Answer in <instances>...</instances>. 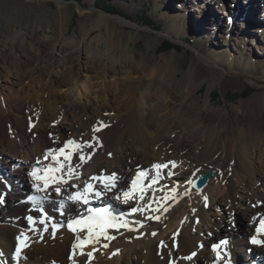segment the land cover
Returning <instances> with one entry per match:
<instances>
[{
  "label": "bare ground",
  "instance_id": "6f19581e",
  "mask_svg": "<svg viewBox=\"0 0 264 264\" xmlns=\"http://www.w3.org/2000/svg\"><path fill=\"white\" fill-rule=\"evenodd\" d=\"M251 4L249 9L237 10L242 21L232 38L239 44L235 49H229L231 43L223 34L217 41L219 31L214 35L217 50L207 53V40L195 42L198 56L206 63L221 71L241 72L252 85L262 88L237 105L226 103L215 110L219 115L214 121L188 102L206 77H196L192 69L176 68L173 55L154 57L131 48L129 41L111 30L109 15L103 12L98 19L83 23L79 41L65 36L69 26L62 16L61 32L55 37L41 39L33 30L26 31L0 48V195L7 198L0 204V212L4 211L0 214V259L8 264H170L171 259L174 264H208L214 260L208 244L222 239L228 241L224 260L264 264V246L250 242L264 215V16L257 17L264 11V2ZM194 10L203 17L189 21L190 11L180 4L178 12L169 15L163 33H186L187 23L194 31L221 26V19L210 15V10ZM218 13L227 15L224 10ZM102 25L106 30L94 40L98 46L105 43L106 49H89V35ZM211 80L210 89L219 76ZM68 140L94 141L92 148H83L91 159L69 184L82 188L92 176L115 172L117 188L100 201L137 227L135 231L109 229L108 235L115 238L101 237L83 249L84 255L79 248L74 251L77 238L64 227L66 217L82 208L66 200L75 188L65 185L56 194L55 186L49 187L50 199L43 202L49 211L47 231L39 223L43 213L27 199L35 191L27 172L29 164L37 160L43 165L51 163V158L44 159L47 150L58 149ZM76 163L80 162L74 156ZM158 163L168 166L154 168ZM212 169L217 174L203 189L194 190L186 183L193 174L195 179ZM140 171L146 172L142 183L148 185L144 199H139V193L127 204L123 198L114 199L131 187ZM94 183L103 190L99 182ZM165 196L172 199L164 200ZM61 200L65 201L62 210ZM126 206L145 211L130 215L123 212ZM236 217L247 218L246 226L231 227ZM137 221L144 226L139 228ZM53 223L61 226L53 229ZM21 233L28 236L29 246L18 259L15 249ZM257 238L264 239V233ZM193 250L197 255L188 259ZM245 251L247 256L242 259ZM88 252L93 253L92 260Z\"/></svg>",
  "mask_w": 264,
  "mask_h": 264
},
{
  "label": "rangeland",
  "instance_id": "374dc122",
  "mask_svg": "<svg viewBox=\"0 0 264 264\" xmlns=\"http://www.w3.org/2000/svg\"><path fill=\"white\" fill-rule=\"evenodd\" d=\"M199 1L0 0V48H4L5 45H11L14 40L26 31L31 32L33 30L34 34L41 39L55 37L56 34L58 35V33L61 32L58 23L62 16L66 18L67 21L65 22L69 26L65 36L68 39L79 41L82 38L81 27L83 23H89L91 20L98 19V14L103 12L109 15L108 22L111 30L118 32L119 38H124L126 41H129L131 48L141 52L148 51L154 57L173 55L176 68H181L183 70L188 69V71L192 69L196 77H206L205 82L199 86V89L191 94V101L188 102H193L194 107L196 106L203 109L206 119H212L214 121L219 115V113H215V110L223 108V105H226V103L237 105L241 99L251 96L262 90V88L252 85L241 72L221 71L218 67L206 63L198 56V52L194 47L195 42L198 38L205 39L208 42L204 45V51L210 53L211 50H217L218 45L214 41V35L216 36V31H219L217 33V41L220 40V35L223 34L229 39L228 42L231 43L229 49H235L239 44L232 40V38L233 36H237L235 35V30L239 28L241 24L239 22L242 21V18L237 16V10H239L240 7L247 9L251 8V6H253L251 4L252 2H257V4L260 5L264 0ZM180 4L190 11L191 15H189V21L203 17H200L198 12L194 10V7H200L201 9L207 10L206 12L211 11L210 15H216L221 19V26L217 27L216 30H213L215 29L214 27L213 29H199V31H194L187 23L188 32L186 31V33H179L178 35L171 36L165 35L163 31L166 23H168L169 15L178 12L177 10ZM209 5H212V7H210L211 9H209ZM179 9L183 11L182 8ZM220 10L227 12V15L224 14V16L222 13H218ZM89 11L93 12V15L90 16ZM260 16H264L263 9L259 11L257 15L258 18H261ZM115 17L126 19L132 24H122L116 20ZM207 26H210V24L207 23ZM102 30H106L105 25H102L101 29L99 27L94 29L92 34L89 35V49H95V47L99 46L106 49L107 46L105 43L98 46L94 40L97 34ZM245 34L248 33L245 31ZM242 35H244V33ZM259 37L261 36L259 35ZM169 42H172V45L167 46ZM1 53L6 56L4 50H2ZM180 73L182 72L180 71ZM216 74L219 76V82L210 89L209 82L212 81L211 79H214ZM176 78L177 76L174 78L172 77L173 82L177 80ZM16 87L15 85V88ZM113 101L115 102V100ZM98 145H100V143ZM4 199L6 200L7 198L5 197ZM4 199L2 200L4 201ZM216 210L217 208L212 209V211L215 212ZM3 212L4 211L0 212V214ZM226 214L229 218V213L227 211ZM246 220L247 218L244 220V218L236 217L231 227L234 226L240 229L243 225L246 226ZM225 224L229 225L228 222ZM226 225L225 227H227ZM241 254L242 259H244V256H247L246 251ZM241 254L239 253V255Z\"/></svg>",
  "mask_w": 264,
  "mask_h": 264
},
{
  "label": "snow or ice",
  "instance_id": "6c2138e0",
  "mask_svg": "<svg viewBox=\"0 0 264 264\" xmlns=\"http://www.w3.org/2000/svg\"><path fill=\"white\" fill-rule=\"evenodd\" d=\"M102 127H106V125H102ZM99 130V129H97ZM93 142H88L86 144L77 143L73 140H68L63 144L62 147L58 149H49L45 153L44 159L48 160L51 158V163L46 165H42L40 160H37L35 165H33L29 175L32 178L31 188L34 189V193L27 197L28 201H30L33 206L40 212H44L43 202L48 201L50 199L48 189L50 186L54 187V192L56 194H61L62 189L65 185L75 188L67 197L66 200L68 202H72L73 204H79L88 206L85 211L87 215H78L74 219H70L68 221L67 227L75 232V233H82L86 231V237L81 239L80 236H77V242L73 245V249L79 248L83 250L87 245L94 244L99 242L101 237H104L107 240H112L115 237L108 235L109 229H118L123 228L128 231H135L137 230L136 226L130 224L129 221L125 220L123 215H116L110 207H91V201L93 200H101L107 198V194L112 192L113 189L117 188V183L119 177L115 172L111 173L110 175H99V176H92L90 177L91 182H85L83 187L81 188L79 185H70L69 181L73 180L74 178H79L81 173L78 169L81 167L83 163L87 160L91 159V154L86 155L83 152L84 147L92 148ZM110 155V154H109ZM76 156L80 163L73 164V158ZM175 166V162H170ZM167 164H155L153 167L156 169L166 168ZM171 174V173H169ZM159 175V173L157 174ZM193 174L192 178H189L186 183L189 185H193L194 181ZM146 178V172L140 171L137 173L135 179L131 182V187L120 191L119 194L114 196V199L120 200L123 198L124 203H128L129 200H135L137 198V193H139V199H144L145 188L148 185L142 183V180ZM99 182L103 190H100L96 187V183ZM156 181L153 180L152 183ZM175 192V189L172 190ZM164 200L172 199L170 196L163 197ZM207 201V197L204 198ZM3 203V200L0 199V204ZM62 210V206L65 204L64 200L59 202ZM150 207V205H149ZM158 210V209H156ZM143 213L145 208H138L132 207L131 212ZM165 211L167 209L165 208ZM45 219L39 221L41 224H45L44 230L47 231V225L45 223L47 219V214L44 213ZM150 219H159V216H152L149 217ZM28 221L35 225L36 221L32 216L27 217ZM135 225H138L139 228H142L144 225L142 222L137 221ZM61 225L53 223L52 228L57 229ZM256 235L251 236L250 242L253 245H260L264 246V239H258L257 237L264 233V218L259 220V226L255 228ZM155 235V233H152ZM55 235V232H53ZM28 236L25 233H21L17 240L19 241L18 246L15 249L16 257L19 259L21 252L24 248L28 247ZM228 245L227 240H220L218 243L213 244L212 248L216 251L217 259L221 256V249L226 248ZM107 247V244L104 245ZM81 254L84 255L85 253L81 251ZM114 255L117 253H113ZM88 257H92L93 253L88 252L86 253ZM195 255V253H193ZM191 259V257H188ZM0 264H5V262L0 259Z\"/></svg>",
  "mask_w": 264,
  "mask_h": 264
},
{
  "label": "water",
  "instance_id": "95a60500",
  "mask_svg": "<svg viewBox=\"0 0 264 264\" xmlns=\"http://www.w3.org/2000/svg\"><path fill=\"white\" fill-rule=\"evenodd\" d=\"M216 174H217V171L212 169V170H209L207 172L200 174L198 177L196 176V178L193 181V185H191L192 188L197 191L203 189L205 186H207L210 183L211 179L214 176H216Z\"/></svg>",
  "mask_w": 264,
  "mask_h": 264
},
{
  "label": "trees",
  "instance_id": "16d2710c",
  "mask_svg": "<svg viewBox=\"0 0 264 264\" xmlns=\"http://www.w3.org/2000/svg\"><path fill=\"white\" fill-rule=\"evenodd\" d=\"M114 7V6H113ZM113 7H110V8H113ZM117 12H120V11H117ZM170 45H172V43H167V46H170Z\"/></svg>",
  "mask_w": 264,
  "mask_h": 264
}]
</instances>
